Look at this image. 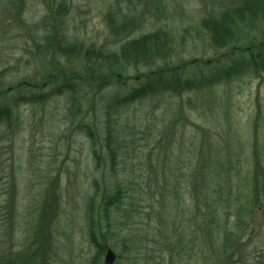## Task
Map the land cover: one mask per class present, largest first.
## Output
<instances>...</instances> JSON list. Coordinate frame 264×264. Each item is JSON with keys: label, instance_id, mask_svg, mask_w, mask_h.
I'll return each instance as SVG.
<instances>
[{"label": "rangeland", "instance_id": "obj_1", "mask_svg": "<svg viewBox=\"0 0 264 264\" xmlns=\"http://www.w3.org/2000/svg\"><path fill=\"white\" fill-rule=\"evenodd\" d=\"M61 1L67 4L62 17L53 13ZM231 1L0 0V110L12 112L11 121L0 122L1 262L109 264L105 255L110 248L115 254L112 264H169V251L156 242L173 237L175 214L181 219L194 207L195 158L219 173L229 159L239 161L250 185L255 174L264 176V71L256 74L241 66L215 80L219 70L243 60L239 49L253 54L264 43V22L242 24L224 48L214 47L201 25L203 18L219 16ZM113 11L133 19L127 38L109 34L105 17ZM61 19L63 27L57 30ZM156 30L169 35L165 56L146 65H122L106 82L88 78L92 69L82 54L66 58L57 49L62 36L83 43L84 49L93 45L115 52L127 39ZM49 36L52 44L45 48ZM230 50L233 54L228 55ZM165 66H182L179 78H203L205 83L200 91L195 87L165 96L157 108L168 112L163 134L151 129L144 134L163 112L153 113L152 103H134L120 115L111 110L116 116L111 124L117 123L121 137L113 168L105 146L106 101L127 96L141 86L142 76ZM71 74L82 100L76 115L65 93L47 96L61 83L50 82L51 76ZM160 139L163 147L156 150ZM166 146L163 154L169 155L159 166L155 155ZM152 153L151 167L147 159ZM118 182L124 193L120 208L112 209L109 221L97 210L96 225L87 216L95 189L97 207L101 194L112 195ZM131 203L130 214L126 211ZM180 226V233H190L184 223ZM211 242L195 244L200 259L191 251L192 258L182 264H264V199L228 256L222 241Z\"/></svg>", "mask_w": 264, "mask_h": 264}, {"label": "trees", "instance_id": "obj_2", "mask_svg": "<svg viewBox=\"0 0 264 264\" xmlns=\"http://www.w3.org/2000/svg\"><path fill=\"white\" fill-rule=\"evenodd\" d=\"M66 9L67 4L65 1H61L58 9H53V13L62 17L66 14ZM105 20L111 36L115 38H127V33L130 32L133 24L131 17H127V15L122 16L119 11H113L108 12ZM259 20L264 22V0H232L231 5L221 12L219 16L212 15L205 17L202 19L201 25L208 34L213 46L224 48L229 46L236 38V33L242 24L257 23ZM62 27L63 20L61 19L56 29L58 30V28ZM57 42L58 53L63 57L71 58V54H77V56L78 54L83 55V61L87 68L92 69V74L89 77L84 76L82 78L86 79L88 77L91 80H102L103 82H106L105 78H110L114 71H119L122 65H126V67L129 65H146L153 62L155 58L165 56L166 50L170 48L171 44L168 33L161 30H156L137 38L127 39L118 51L107 53L102 49H97L93 45L84 49L83 43L76 41L70 42L68 39L65 41V38L62 36L59 37V41ZM51 44V36L46 37L44 43L45 48H49ZM230 51L228 55L233 52L232 50ZM239 51L244 52L243 54L240 53L244 57H242L243 60L239 59L240 62L238 61L239 63L236 64L238 66L233 65L229 69L219 70L220 74H217L218 76L216 78L218 79H215L216 81L226 78L232 71L241 68V66L244 69L249 68L250 70L247 71H254L256 74L264 71V43L259 45L257 51L253 54H249L247 49H239ZM180 69H182V66L181 68L180 66H165L159 68L154 72L146 74L145 77L142 76L143 83L141 86L132 89L131 93L127 96L123 98L115 97L106 101L107 106L105 107V111L107 122L105 124V146L110 155L113 168L115 163H117L116 152L121 148V143H119L121 137L119 130L116 128L117 123H115V126L111 124L115 119L114 117H116L112 115L111 110L116 111L120 115V111L128 110L130 105L134 103L139 102V104L144 106L145 103L149 102L156 105V107L153 106L152 112L154 113L156 110L162 109L161 107L160 109L157 108L164 103L166 95H169V97L166 96L167 98L174 97V95H181L185 90H196L195 87H199L198 91H200L205 80L199 78L198 80L190 81L189 79L179 78L178 74L182 72ZM95 70L99 72V75L95 74ZM108 72V76L104 75ZM118 75L120 76V73H117ZM51 81H61V83L54 92L49 93L47 96L55 93H65L74 109L73 114H78L81 110L79 105L82 100L79 98V86L74 83L73 74L69 77L51 76ZM49 83L45 84L44 87L50 85ZM167 114V109H164L161 116L156 118L157 123L152 127L147 125L144 130L145 136H147V130L149 131L150 129L152 132H157V135L159 133L163 134V131L168 127ZM118 117L120 118L121 116ZM3 119H7V122L11 121V110H0V122ZM155 128L156 131L154 130ZM156 142L154 147L156 150L161 145L163 147V140L160 139ZM168 148L166 146L160 149V153L155 155L159 166H162V161L167 159L169 151L166 154L163 153ZM151 155L152 157L149 156L147 159L150 165L152 164L153 153ZM195 160L197 164L192 169L193 180L191 181V196L195 200L194 207L191 212L182 216L181 219L175 214L176 219H174L173 225L176 228L173 230V237L162 236L160 241L156 242L157 244L161 242L166 246L165 249L169 251V264H182L191 259L193 255L194 258L197 256V259H200V250L199 248L196 249L195 244H198L201 240H204V243L211 246V240H220L222 241L221 246L224 254L227 255L226 253L232 252L235 249L234 247L240 244L238 241L246 230V226L250 223L256 211L257 203L264 199V176L255 174V177L251 179L252 184L250 185L247 177L242 175V165L239 161L234 163L229 159L230 163L228 162L229 164H226L225 170L219 173L212 166H209V164H203L196 158ZM164 177H166V174ZM159 183L162 182L158 181V190ZM121 192L122 184L118 182L115 192L112 195L101 194L98 206L95 207L96 196L99 195V192L95 189L94 197H92L87 207L89 220L97 225L94 215L97 210H100L101 218L109 221L111 219L112 209L120 208L119 205H121L124 194ZM133 207L134 204L131 203L128 210L125 211L131 214L134 210ZM181 222L185 224L186 229L190 228L188 235L179 232ZM93 226L95 225L93 224ZM223 229V236L221 237L220 234L216 237L217 231ZM99 245L100 252L103 253L105 248L102 244ZM191 251L195 254L192 255ZM1 261L0 264H4Z\"/></svg>", "mask_w": 264, "mask_h": 264}, {"label": "water", "instance_id": "obj_3", "mask_svg": "<svg viewBox=\"0 0 264 264\" xmlns=\"http://www.w3.org/2000/svg\"><path fill=\"white\" fill-rule=\"evenodd\" d=\"M114 259H115V254H114V252L112 251V249H107V251H106V255H105V260H106V262L107 263H109V264H112L113 263V261H114Z\"/></svg>", "mask_w": 264, "mask_h": 264}]
</instances>
